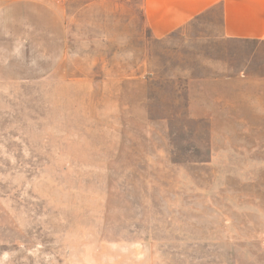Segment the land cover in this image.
<instances>
[{
  "label": "rangeland",
  "instance_id": "1",
  "mask_svg": "<svg viewBox=\"0 0 264 264\" xmlns=\"http://www.w3.org/2000/svg\"><path fill=\"white\" fill-rule=\"evenodd\" d=\"M221 24L0 0V264H264V45Z\"/></svg>",
  "mask_w": 264,
  "mask_h": 264
},
{
  "label": "crops",
  "instance_id": "2",
  "mask_svg": "<svg viewBox=\"0 0 264 264\" xmlns=\"http://www.w3.org/2000/svg\"><path fill=\"white\" fill-rule=\"evenodd\" d=\"M140 6L149 34L156 40L220 6L223 41L264 45V0H140Z\"/></svg>",
  "mask_w": 264,
  "mask_h": 264
}]
</instances>
